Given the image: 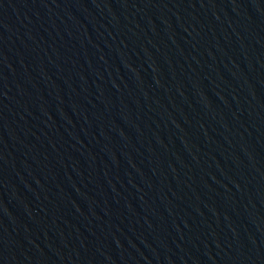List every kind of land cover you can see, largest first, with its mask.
<instances>
[{
  "label": "water",
  "instance_id": "1",
  "mask_svg": "<svg viewBox=\"0 0 264 264\" xmlns=\"http://www.w3.org/2000/svg\"><path fill=\"white\" fill-rule=\"evenodd\" d=\"M0 264H264V0H0Z\"/></svg>",
  "mask_w": 264,
  "mask_h": 264
}]
</instances>
